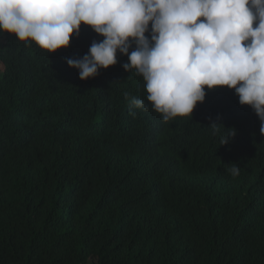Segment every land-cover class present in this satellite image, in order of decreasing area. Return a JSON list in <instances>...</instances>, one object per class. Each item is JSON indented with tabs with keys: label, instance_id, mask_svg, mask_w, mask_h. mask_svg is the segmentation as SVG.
I'll use <instances>...</instances> for the list:
<instances>
[{
	"label": "trees",
	"instance_id": "16d2710c",
	"mask_svg": "<svg viewBox=\"0 0 264 264\" xmlns=\"http://www.w3.org/2000/svg\"><path fill=\"white\" fill-rule=\"evenodd\" d=\"M103 39L81 24L47 53L0 31V264H264L253 109L205 88L191 117L165 122L126 55L87 80L68 66Z\"/></svg>",
	"mask_w": 264,
	"mask_h": 264
},
{
	"label": "clouds",
	"instance_id": "9594fccd",
	"mask_svg": "<svg viewBox=\"0 0 264 264\" xmlns=\"http://www.w3.org/2000/svg\"><path fill=\"white\" fill-rule=\"evenodd\" d=\"M81 24L104 37L66 61L81 80L116 65L120 53L128 57L123 69L142 75L147 100L165 122L191 117L205 88L227 87L253 109L264 135V0H0V31L47 53L68 48ZM130 103L147 110L142 99ZM218 126H209L213 134ZM226 130L220 145L236 135ZM230 165L235 178L240 168Z\"/></svg>",
	"mask_w": 264,
	"mask_h": 264
}]
</instances>
